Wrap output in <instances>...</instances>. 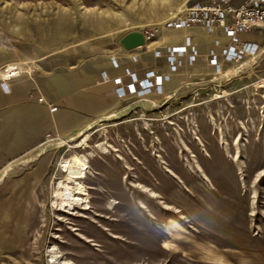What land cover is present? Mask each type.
<instances>
[{"label":"rangeland","instance_id":"obj_1","mask_svg":"<svg viewBox=\"0 0 264 264\" xmlns=\"http://www.w3.org/2000/svg\"><path fill=\"white\" fill-rule=\"evenodd\" d=\"M163 1L0 0V84L110 73L121 38L191 3ZM195 66L157 97L63 111L0 190V264H264V57ZM59 186L83 205L55 207Z\"/></svg>","mask_w":264,"mask_h":264},{"label":"crops","instance_id":"obj_2","mask_svg":"<svg viewBox=\"0 0 264 264\" xmlns=\"http://www.w3.org/2000/svg\"><path fill=\"white\" fill-rule=\"evenodd\" d=\"M188 34L191 35L193 44L200 54L207 53L215 39H220L223 43L228 41L222 30L205 36L198 28L192 29L189 33L184 30L161 28L157 32L156 38L148 42L146 46L131 51L124 50L121 54L110 56L109 61L111 60L113 63L110 73L105 70L106 67H110V64H107L98 68L95 73L80 72V81L74 79L64 85L60 78L52 79L48 87L42 84L38 87L30 80H14L10 84V91L6 92L0 84V190L11 179L10 167H18L19 161L38 150L47 134H57V130L61 126L63 111L87 109V104L90 101L121 100L115 93V78H124L126 68L131 69L140 78L148 70L162 73L168 69V64L164 57L158 59L155 53L160 51L165 54L168 47L184 45ZM133 57H136L138 61L134 62ZM145 58H151L154 61L153 66H150L144 60ZM119 61L123 63L121 64ZM114 62L118 64V67H115ZM133 63L140 65V69H135L132 66ZM99 71L100 75L106 73L109 81H102L97 76ZM175 80L177 82L179 80L176 75L164 85L162 94ZM31 91L33 96L30 95ZM40 96L44 98L45 102L38 100ZM151 96L157 97L156 94ZM129 97L136 98V96ZM62 100H66L68 105L58 107L55 112H51L50 106L63 105Z\"/></svg>","mask_w":264,"mask_h":264},{"label":"built area","instance_id":"obj_3","mask_svg":"<svg viewBox=\"0 0 264 264\" xmlns=\"http://www.w3.org/2000/svg\"><path fill=\"white\" fill-rule=\"evenodd\" d=\"M190 2L159 26L184 30L188 33L198 28L205 36L222 30L228 39L227 43L215 39L207 53L200 54L193 44L191 35L188 34L184 45L168 47L165 54L160 51L155 53L158 59L164 57L168 64V69L162 73L148 70L140 78L131 69L126 68L124 78H115V93L119 98L129 96L145 98L152 94H162L164 85L174 75L178 76L182 83L183 79L187 80L191 75L186 69L194 67L199 62L221 73L226 64H237L246 58L264 57V41L260 39L264 31V0H191ZM234 4H239V6L235 7ZM157 30V28L148 27L143 31L147 43L156 38ZM253 33L258 34L259 39L256 35L250 39L244 36ZM133 61L137 62L138 59L133 57ZM114 63L115 67H118V64ZM15 78L16 76L10 80H2V86L6 92L10 91L9 83ZM102 79L104 82L109 81L106 73L102 75ZM38 100L45 102L42 96ZM50 110L55 112L57 107L50 106ZM51 138V134L45 136L46 140Z\"/></svg>","mask_w":264,"mask_h":264},{"label":"bare ground","instance_id":"obj_4","mask_svg":"<svg viewBox=\"0 0 264 264\" xmlns=\"http://www.w3.org/2000/svg\"><path fill=\"white\" fill-rule=\"evenodd\" d=\"M184 1H185L184 3H186L189 0H184ZM182 9H183V4L181 7H178L177 9H175L176 11L174 12V14L171 15L170 18H172L176 13H178ZM163 24H160V25H163ZM17 75H18V72L14 71V68L10 67L9 72L7 74V77H14ZM69 166L71 168H73V167H78L79 165L76 163L70 162ZM59 190L62 191V193L61 192L59 193V195H58L59 197L55 201V207L60 206L62 209H64L66 212H68V211L75 210V209H77L83 205V200L77 196L75 186H71V187L67 186L66 188L59 186Z\"/></svg>","mask_w":264,"mask_h":264},{"label":"water","instance_id":"obj_5","mask_svg":"<svg viewBox=\"0 0 264 264\" xmlns=\"http://www.w3.org/2000/svg\"><path fill=\"white\" fill-rule=\"evenodd\" d=\"M119 43L124 50L131 51L146 46L147 41L142 31H132L121 38Z\"/></svg>","mask_w":264,"mask_h":264}]
</instances>
